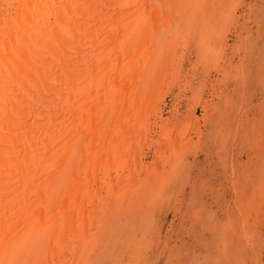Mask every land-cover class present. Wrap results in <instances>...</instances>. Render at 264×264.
Instances as JSON below:
<instances>
[{"label": "bare ground", "instance_id": "bare-ground-1", "mask_svg": "<svg viewBox=\"0 0 264 264\" xmlns=\"http://www.w3.org/2000/svg\"><path fill=\"white\" fill-rule=\"evenodd\" d=\"M212 1L213 11L229 13L230 0ZM209 3L0 0V264H96L115 227L113 215L120 216L129 196L137 207L154 197L165 149L180 146L176 140L183 142L188 129L200 131L211 110L206 103L204 120L187 115L176 140L178 124L162 121L158 140L164 144L143 165L138 153L149 148L155 125L148 110L161 101L151 99L150 88H164L176 49L186 50L193 31L202 34L199 47L205 42L202 17ZM210 34L212 41L222 39ZM187 147H179V156ZM156 193L159 201L164 193ZM248 210L257 214V208ZM249 228L243 225L237 243L258 242L263 234L255 226L256 239H250Z\"/></svg>", "mask_w": 264, "mask_h": 264}, {"label": "rangeland", "instance_id": "rangeland-1", "mask_svg": "<svg viewBox=\"0 0 264 264\" xmlns=\"http://www.w3.org/2000/svg\"><path fill=\"white\" fill-rule=\"evenodd\" d=\"M213 2L210 0L201 15L208 28L203 31L206 38L202 46L198 41L202 34L195 30L186 50L181 46L176 49L179 57L172 65L166 63L169 56L163 58L169 67L164 88L154 82L150 88L151 99L161 97L148 110L151 117L154 115L150 122L155 124L148 138L150 149L138 153L141 157L137 154V158L143 165L155 160L159 145L164 144L159 143L158 126L166 120L178 124L173 136L176 140L187 115L207 118L202 109L206 103L210 118L200 131L188 129L183 142L178 138L180 146L165 149L163 166L155 172L156 182L164 187L156 190L164 193L159 201L155 192L154 197H145L148 202L142 198L144 202L137 207L132 195L123 203L125 210H117L119 214L123 211L120 216L113 215L115 227L109 238L105 237L108 240L96 264H264V0H230L226 14L213 11ZM211 32L219 33L223 41H212ZM214 55L219 58L216 67ZM167 138L173 144L171 137ZM178 146L188 149L179 156L182 149ZM177 160H181L180 165L170 169V162ZM139 180L134 179V184ZM139 194L145 195L142 191ZM249 208H257V214H249ZM258 221L263 223L255 225ZM242 224L254 226L249 228L250 235L255 226L263 234L255 245L237 243ZM249 238L256 239L255 235Z\"/></svg>", "mask_w": 264, "mask_h": 264}]
</instances>
